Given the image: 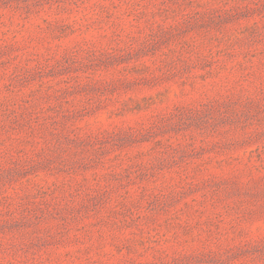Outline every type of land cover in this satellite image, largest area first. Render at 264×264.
Instances as JSON below:
<instances>
[{
  "label": "rangeland",
  "instance_id": "rangeland-1",
  "mask_svg": "<svg viewBox=\"0 0 264 264\" xmlns=\"http://www.w3.org/2000/svg\"><path fill=\"white\" fill-rule=\"evenodd\" d=\"M0 264H264V0H0Z\"/></svg>",
  "mask_w": 264,
  "mask_h": 264
}]
</instances>
